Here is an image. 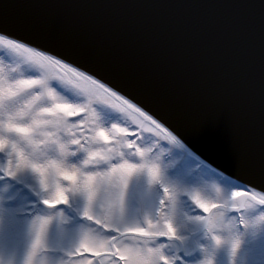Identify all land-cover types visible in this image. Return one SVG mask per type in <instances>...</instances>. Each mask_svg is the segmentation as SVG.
I'll return each mask as SVG.
<instances>
[{"label":"snow or ice","instance_id":"6c2138e0","mask_svg":"<svg viewBox=\"0 0 264 264\" xmlns=\"http://www.w3.org/2000/svg\"><path fill=\"white\" fill-rule=\"evenodd\" d=\"M147 109L0 18V264H264V170Z\"/></svg>","mask_w":264,"mask_h":264},{"label":"water","instance_id":"95a60500","mask_svg":"<svg viewBox=\"0 0 264 264\" xmlns=\"http://www.w3.org/2000/svg\"><path fill=\"white\" fill-rule=\"evenodd\" d=\"M0 18L134 97L203 160L264 170V0H0Z\"/></svg>","mask_w":264,"mask_h":264},{"label":"rangeland","instance_id":"374dc122","mask_svg":"<svg viewBox=\"0 0 264 264\" xmlns=\"http://www.w3.org/2000/svg\"><path fill=\"white\" fill-rule=\"evenodd\" d=\"M169 147H171V146H169ZM173 152H174V154H176V155H180V154H181V151L178 150V149H175V148H173ZM186 162H187L189 165H194V164L197 163V161H196L195 159H187V158H186Z\"/></svg>","mask_w":264,"mask_h":264}]
</instances>
